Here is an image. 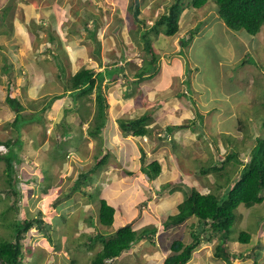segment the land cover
<instances>
[{
	"label": "rangeland",
	"instance_id": "obj_1",
	"mask_svg": "<svg viewBox=\"0 0 264 264\" xmlns=\"http://www.w3.org/2000/svg\"><path fill=\"white\" fill-rule=\"evenodd\" d=\"M131 2L0 0V34L4 32L0 37V142L16 136L8 126L15 113L4 102L7 78L11 77L14 87L19 88L18 98L26 110L35 107L32 110L40 112L43 99L48 102L42 112L43 123L28 129L25 126L20 134L24 150L21 165L15 167L17 197L9 196L0 202V210L4 205L16 202L11 215L15 214L18 219L34 218L39 211L44 221L53 222L49 233L51 240L36 227L30 231L33 239H28L26 245L31 246L32 254L27 259L37 260L36 264H72V261L88 264L94 250H76L77 243L71 239L85 240L84 234L99 232L86 217L94 212L93 222L98 224L96 215L101 197L117 211L112 227L99 226L106 237L127 223L137 231L147 225L156 229L152 240H139L128 252L108 264H162L170 254L174 239L188 243L190 231L200 228L195 219L168 229L162 227L166 215L176 214L177 204L186 199L188 191L185 187L210 192L222 200L224 181L216 183V174L209 170V173H202L201 169L220 167L233 151L238 161H248L254 139L263 131L260 120L264 116V68L260 67H264V25L256 35L242 36L226 28L217 16L214 3L209 2L199 9L186 7L173 36L160 34L149 38L157 55L155 77L134 83L131 75L138 71L144 59H149L143 50L141 27L152 25L173 0H139L138 18L142 25H138L130 14L128 6ZM63 9L66 19L57 20V12L60 16L65 15ZM196 26L201 34H195L198 30L191 33L192 39L183 45L181 41L188 39ZM121 47L125 50L123 55ZM249 52H253L256 65L240 64ZM2 53L7 55L14 70L20 69V74L1 73ZM118 56L117 65L123 66L129 76L126 79L119 73L113 82H102L107 122L102 131L103 142L99 144L88 137V122H81L68 94L60 96L64 92L63 85L76 71L82 67L101 71L103 65L99 63L114 62ZM60 67L64 68L62 74ZM94 92L90 96L92 101L88 102L91 113L94 111ZM180 93L184 96L177 95ZM226 108H229L228 114ZM146 112L151 113L147 125L151 129L150 136L143 140L123 134L119 120L137 118ZM237 119L243 124L239 125L240 130H237ZM192 121H195V132ZM70 123L74 124V129L69 132L71 144L65 148L68 154L63 159H56L53 156L55 141L65 138L64 129ZM166 126L180 128H174L170 135L164 133ZM159 134L166 137V143L169 139L170 142L153 152L160 144ZM174 143L176 147L172 148ZM99 149L101 154L108 152L109 158L101 168L89 173L91 184L80 186L79 191L62 199L57 207L52 206L54 197L68 193L81 172L94 168L93 157ZM142 151L159 163V179L154 176L147 179L142 172L143 166L153 162L141 161ZM5 152L6 149L1 147L0 154ZM125 156L129 158L123 162ZM41 165L47 170L49 180L43 187L48 191L36 195L34 191L40 189L42 180ZM235 167L238 175L242 166ZM231 168V165L227 166L226 171ZM3 169L0 161V189ZM126 170L131 171V175L128 176ZM177 179L188 186L173 187L167 191L168 196L159 200L161 186ZM135 190L142 192L144 196L141 194L140 197L143 198H134ZM148 190L154 198H148ZM61 214L67 219H62ZM66 220L67 224L63 225L62 221ZM263 223L264 200L248 208L239 205L232 235L245 230L251 232V241L248 244L227 241L226 248L243 257L231 259L230 263L218 259L214 256L217 244L214 238L211 242L203 241L187 264H254V253L259 254L258 264H264Z\"/></svg>",
	"mask_w": 264,
	"mask_h": 264
},
{
	"label": "trees",
	"instance_id": "obj_2",
	"mask_svg": "<svg viewBox=\"0 0 264 264\" xmlns=\"http://www.w3.org/2000/svg\"><path fill=\"white\" fill-rule=\"evenodd\" d=\"M209 2L215 4L217 16L222 20L226 28L233 32H238L242 36L256 35L260 31L262 25H264V0H173V2L167 7V11L161 14L149 27L142 25V21L138 18L140 14L139 0H132L128 9L133 20L138 25H142L139 32L140 38L143 41L144 52L149 55V59H144L143 64L139 67L138 71L134 73V75H131L134 78V83L151 80L157 73V55L153 47H151L150 36H158L160 34L168 37L173 36L178 30L179 18L183 9L186 7L199 9ZM74 12H72V14H74ZM63 14L65 15L60 16L57 12L55 16L56 19H59L60 21L65 20L67 15L66 11L64 12V9ZM197 30L198 26L195 27V30L190 31V37L188 39H183V45L186 46L187 43H189L192 39L191 33H194ZM201 32L202 31L199 32L198 30L195 34L198 35L199 33L201 34ZM3 35L4 32H1L0 37ZM257 45L255 46L257 47ZM124 51L125 50L121 47V55H123ZM96 52L98 53V50ZM248 54L250 56H248ZM248 54L247 58L243 59L240 64L250 63L256 65L255 58L252 56L253 52H249ZM6 56L5 53H2L4 63L2 65L1 73L7 74V72L12 71L15 72V74H20V69L18 68V70H14ZM118 58L119 56L111 63H99L100 66L103 65L101 71H94L92 68L82 67L67 79L66 83L63 85V95L60 96L63 97L68 94L72 103L76 105L75 111L79 114L81 122H88V137H91L99 144H102L103 142L101 133L107 122L105 116L107 104L102 90V82L104 80L113 82L116 75L119 73H122L126 79L129 76L126 75L123 66L117 65ZM62 73H64V68L60 67V74ZM60 74H58L59 78ZM5 85L6 95L4 102L8 107L13 109L15 113L13 120L8 123V126L16 136L15 138H8L5 141L0 142V148L3 147L6 149L4 154H0V161L4 165V179L1 180L3 184L0 189V202L8 199L9 196L12 197V199L17 197L18 179L15 173V167L21 165L22 161L21 154L24 150L22 145L23 142L20 139L22 129L25 126H27L28 129L32 125L42 124L44 120L42 112L45 110V107H48V102H45L46 100L43 99L44 103L40 112L32 110L35 107L26 110L18 98L20 90L18 87H14L11 77L7 78ZM93 91H95V97L93 98L95 104L94 111L91 113L88 102L92 101V97L90 96ZM177 95L184 96V93ZM150 120L151 113L146 112L137 118L119 120V125L123 134H130L142 139L143 137L150 136L151 129L147 128ZM237 122V130H240L239 125L243 126V124L240 121ZM194 124L195 121H192V127ZM261 126L263 131L255 138L254 145L250 150L248 161H238L235 152H233L226 156L220 167L215 166L209 167L208 169H201L202 173H209V170L216 174V183H219L220 180L224 181L223 184L226 185L224 188L225 196H222V200H219L220 198H217V195L211 194L210 192L204 193L198 192L193 188L189 189L188 187H185L188 186L186 183L180 181L175 184L167 183L161 186L160 189L162 190V194L158 198L159 200L167 196V191L175 186L184 185L185 189L188 191L186 199L177 204L176 214L166 215L165 220L162 221V227L164 229H168L172 226L175 227L184 223L188 219H195L200 226L199 229L190 231L191 240L188 243H185L180 239H174L170 244V254L163 259L162 264H187L191 260L193 252L203 241L211 242L214 238L217 239V244L214 246V256L218 259L230 263L231 259L243 257L242 254L236 255L227 250L226 243L227 241L233 240L242 244L250 243L251 232L238 230L237 235H232L235 211L239 205H244V207L248 208L253 205L261 204L264 200V118ZM178 127L179 126H166L164 133L170 134L173 132L174 128ZM73 129L74 124H68L63 133L65 138L58 142L55 141L53 150L56 154L54 153L53 156H55L56 159H63L67 156L68 153L65 148L69 143L71 144L68 139L70 138L69 132ZM165 139L166 138L162 134L158 136L159 142H163ZM175 147L176 144L174 143L172 148ZM100 151L101 150L99 149L93 157L95 159V163H93L94 168L89 170V172H81L68 193L54 197L51 204L52 206L57 207V204L62 201V199H67L74 192L79 191L80 186L91 184L89 173L101 168L109 158L108 152L101 154ZM127 158H129V156H125L123 160ZM144 160L145 154L142 152L141 161ZM238 164L242 167L239 169V174L237 175V168L235 166ZM229 165H231L232 168L226 171V168ZM41 166L40 169L43 172L40 173L42 176V180L39 183L40 189L36 191L33 190L36 195L48 191L47 188L45 189V187H43L44 182L49 180L48 176H46L47 170L45 171L43 165ZM159 171V163L156 161H153L142 168V172H145L148 178L151 175L157 174ZM126 173L128 176L131 175V171L126 170ZM2 194L4 198L1 197ZM135 194L134 198H143L140 197L141 194L144 196L142 192L136 193V190ZM149 194L150 191L148 190L147 196L149 199H152V196ZM88 196L90 199L94 200L91 194H88ZM136 201L134 200V202ZM132 204L133 203H131L130 206ZM15 209L16 202H13L12 205H4L3 209L0 210V231H4V233L0 232V264H36L37 260L34 259L30 261L27 259V256L29 257V255L32 254L30 252L31 246L26 245L28 239H33V234H31L30 231L32 228L36 227L39 231L47 235L48 240H51V235H49V233L54 224L53 222L44 221V219L41 218V212L39 211L34 218L18 219L15 214L11 215ZM116 212L115 207L105 198L101 197L98 201L97 215L95 213L98 224L93 222L94 212L86 217L87 222L98 228L99 232H96L94 235L84 234L83 236L86 238L85 240L71 239V242L77 243L76 250L85 252L88 250H94V253L88 258V264H108L111 260L120 258L124 253L128 252L132 245L139 240H152L156 231L153 226L147 225L137 231L130 223L120 226L116 229L113 235L106 237L100 230V227H112ZM61 217L62 219H67V216L64 214H61ZM141 218L139 220H141ZM67 222L68 220L64 222L62 221V224L66 225ZM65 241L68 242L67 238ZM66 248L69 251V247L67 246ZM257 256H259V254L254 253V264H258L256 260ZM72 264H74L73 261Z\"/></svg>",
	"mask_w": 264,
	"mask_h": 264
},
{
	"label": "clouds",
	"instance_id": "obj_3",
	"mask_svg": "<svg viewBox=\"0 0 264 264\" xmlns=\"http://www.w3.org/2000/svg\"><path fill=\"white\" fill-rule=\"evenodd\" d=\"M229 108H226V110H225V113L226 114H228L227 113V110H228ZM195 118V117H194ZM196 118H197V116H196ZM263 118H264V116L261 118V123H260V126L262 125V122H263ZM201 120V119H200ZM189 121V120H188ZM237 121H240V120H238L237 119ZM241 122V121H240ZM238 123V122H237ZM189 125H190V121H189V123H188ZM104 128H105V126H104ZM193 128V127H192ZM261 128H262V126H261ZM104 130V129H103ZM102 130V131H103ZM193 130H194V132L196 131V129H194L193 128ZM262 130H263V128H262ZM173 133V132H172ZM262 133V132H261ZM101 135H102V133H101ZM159 135H161V134H159ZM170 135H171V133H170ZM201 135V134H200ZM144 138H146V137H143L142 139L144 140ZM166 138V137H165ZM256 138V137H255ZM172 139V138H171ZM157 140H158V137H157ZM166 140V139H165ZM255 140V139H254ZM159 141V140H158ZM232 141V140H231ZM170 142V139L168 140V142L166 143V141H163V142H160V144L158 145V146H156L155 148H154V151L153 152H157V151H159L160 149H162L163 147H164V145H166V144H168ZM169 145V144H168ZM144 154H145V160L144 161H147V160H149V161H154L153 159H150V158H152L153 156H148L147 155V153L145 152V151H142ZM234 152V151H233ZM141 156H142V153H141ZM141 156H140V160H141ZM122 161H125V159L124 160H122ZM145 173V172H144ZM159 175H160V171L157 173V174H155V175H151V176H149V178L146 176V174H145V176H146V178L147 179H150L151 177H156L157 179H159ZM178 180V179H177ZM178 181H180V180H178ZM178 181H172L170 184H175V183H178ZM175 187H177V186H175ZM195 189V188H194ZM196 191H198V190H196ZM209 192V191H208ZM205 193V192H204ZM168 196V195H167ZM158 197H160V196H158ZM152 198H154V196L152 197ZM115 219V218H114Z\"/></svg>",
	"mask_w": 264,
	"mask_h": 264
},
{
	"label": "bare ground",
	"instance_id": "obj_4",
	"mask_svg": "<svg viewBox=\"0 0 264 264\" xmlns=\"http://www.w3.org/2000/svg\"><path fill=\"white\" fill-rule=\"evenodd\" d=\"M64 11H66L65 9H64ZM182 43H183V41H181Z\"/></svg>",
	"mask_w": 264,
	"mask_h": 264
}]
</instances>
